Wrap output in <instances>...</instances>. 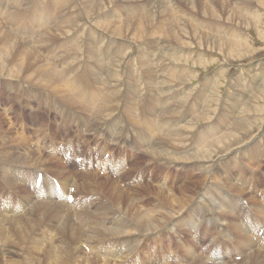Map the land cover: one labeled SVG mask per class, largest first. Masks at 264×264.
<instances>
[{"label": "bare ground", "instance_id": "bare-ground-1", "mask_svg": "<svg viewBox=\"0 0 264 264\" xmlns=\"http://www.w3.org/2000/svg\"><path fill=\"white\" fill-rule=\"evenodd\" d=\"M48 2L49 1H47V3ZM86 3L87 5L85 6V8L83 7V9H85V12H88V10L90 9H93V11H95V9H99L100 5L95 1L88 0ZM178 4L184 6L183 7L184 11H187L186 6L188 5L187 6L188 8H190L192 11H195L196 13H200L201 15L199 18H195L191 11V13L187 14L185 18L188 24L184 22L178 24L176 22L177 20L174 23H172L171 21V25L173 28L164 30L165 33H167V36L171 37V40L176 44L174 45L173 43L174 46L186 48L189 50L186 52L188 56L181 55L180 49H178L179 52H177L176 54L173 52L166 53L167 51L164 50V46L168 48H172L174 46L167 45V43H165L163 39L162 42L164 46H162L161 42H159V45L156 48L157 50L155 49L151 53L150 62L146 64L147 69L153 70L154 93L148 94V90L152 87V85L148 81L141 83V81L144 78V74L142 73L141 70H138L139 65L137 64V62L130 69V71L133 70L132 74L128 75L133 80V85L132 87L128 85V87L124 89L125 96L127 97V99L130 100V98L132 97V100L129 102L132 107V112L136 117L140 116V112H141L140 102L142 100V96L146 101H152L153 105L159 110V113L157 115L155 113L156 116L152 117L153 127L156 129V131H154L146 141V149H142V146L139 145L134 146V142L131 139H129L130 136H127L126 138L123 137L122 135L124 133L125 128L127 127L126 121H124V119L126 118L125 113L129 112L128 109L121 108L118 110L119 114L122 117L120 118V120H117L112 123L113 129L111 136L104 132L96 134L95 132H93V128L90 125L93 118L88 119L86 125L83 128L79 129L80 123L78 120V115L75 114L72 118L71 115L66 112L71 105H66V101H63L58 98L52 103L50 112H48V105L45 106V108H43L41 112H37V108H36L34 112H32L33 114H30L31 116L29 120L31 123L29 122V124H32L30 128L24 132L21 127H18L19 131H15V130L11 131L10 144L7 145L6 147L0 146V172H1L0 177H3L2 180L0 181V185L4 186L9 194V198L6 203L0 202V206H2V209L5 212L3 214V211H1L2 216H0V226L3 228L2 231H4L3 239L0 241V257L3 258L2 260L4 261L5 259L7 260V258L9 257L8 254H10L11 256L12 253H15V251L11 249L8 248L4 249L3 243H6L8 241L10 235H15L16 239L19 242H24L25 235H23L22 233L25 230H27L28 232L33 230H39V227L44 225L47 219L51 218V216L53 215L56 217V220L52 224L51 229L57 230V234L62 235L63 239L59 240L58 243L56 242L53 243L52 237L48 234L47 237L43 235L41 239L38 241V242L41 241V245H44L46 242L48 243L45 246V249L41 252L42 255L40 256H43V259L45 261H48L50 264H57L60 261L63 264H67L69 259H72L73 257L75 258L80 257L81 256V254L79 253L80 251H86L87 253L89 252L92 253L94 257H98L102 260L101 264H117V263L183 264L182 261H179L181 256L184 257L185 259L189 258L191 261L194 260L195 264H205L206 261H209L208 264H264V240L261 238L262 236L259 237V234H261L259 233L261 229L262 231L264 230V206L259 205L258 198L255 195L256 192L259 190L261 192L260 198L264 203V181L260 179L259 177L260 175H258L259 173L252 174V172L247 171L245 162L242 159L235 157H228L233 152L242 150L246 146V144H248L249 141H251V138L248 139V137L246 138L245 136L241 140H238V137L240 135H245V132H247L250 128V124L255 123V120L253 121H251L252 119L246 120V117L249 116L251 113L259 114L262 111H264V104L262 103L264 96H258V95L255 97L248 96L250 98H245L239 101L240 105L238 106V108H240L241 106V109H239L238 111L236 109L234 117H239V114L242 112L241 110L244 109L243 113L241 114V119L239 121L235 119L232 121L231 120L227 121L222 131L218 134V138L216 140L211 141V143L208 144L206 147L198 150L197 152L182 157L173 156L169 152V148L175 150L182 149L185 146L184 140L187 137V135L190 132H192L197 125L204 124L211 118L212 115L211 106L213 104L217 105L218 102L220 101V96L216 94V87L219 80L218 81L214 80L215 77L221 76L220 71L214 72L213 74L208 76L207 80L199 79L196 71H195L196 72L195 76L192 77L181 76L179 74L178 75L170 74L178 71L185 72L186 71L185 66H182L180 64H184L188 68H190V64L193 66L195 65L194 67L202 64L205 65L211 64V62L209 63L205 62L206 59L200 58L202 56L201 53L197 52L196 50H190L191 47L186 45V42L183 40V37L185 38L187 31H190L191 42L197 44V46L200 47L201 45H203L207 47V49L208 47L209 48L213 47V49L215 48L221 51L222 53L224 52L229 56L232 55L234 57H237V55H239L238 51H240L239 48L242 47V43H243L241 42L240 39L243 38L244 35H246L243 33V31H240L238 29L239 28L238 25L245 20L243 18H247L246 16L251 11L250 1L249 0H179ZM46 5L48 6V4ZM80 6L82 5H79V7ZM174 6L171 5L170 8L168 7L164 8L163 14H161V10H158L157 12L160 13V19L158 21H155V19L152 18L154 12L148 15H146L147 12L146 13L144 12L143 16L140 15V12L139 13L136 12L141 17L138 16L137 19L135 20L136 22L134 21L135 23L132 25H128V26L123 25L122 32H126L129 28H132L134 30V33L129 38H135V39L141 37H143L144 39L152 38L150 34H144L146 30L144 26L145 23H147L148 26H152L151 28L152 32L155 31L162 32L163 27L166 25V22L169 20L170 15H174L175 12L179 14H183V11L179 7L175 8ZM23 8L24 7H22L20 1L16 0L14 3V10L12 12L19 13L21 14V16H24L26 14H24L25 12L23 13ZM27 10H28L27 13L28 19L34 23H37L38 27H43L45 24H47L45 21L51 19L47 17L49 12L47 10H41V8L39 9V7L36 6V4L31 5L30 7H28ZM136 13H134L133 15H135ZM255 13L260 18L261 13L259 12H255ZM7 14L8 11L3 12V7H2L0 11V15L3 17V21L6 22L18 21L20 19V18L19 19L15 18L14 20H12L7 16ZM124 14H128V12H124ZM103 15L104 14H102V16ZM164 15H166V17H163ZM181 16L179 15V17ZM79 17L81 19L80 14ZM100 24L102 27H104V29L109 27V25L106 22ZM7 27L9 28V26ZM113 28H115V32L118 31V35H119V32H121L119 25L117 26L114 23ZM84 29L85 28H83V30ZM83 30L81 29V31ZM88 30H93V29L88 28ZM45 32H47V30ZM103 32L104 31H102V34ZM100 33L97 34L98 38L103 37L101 36ZM7 34L9 35V33ZM7 34L3 32L2 35H0V74L2 75L1 69L6 67V71L9 79L24 80L28 82V80L21 78V76L26 75L28 79L33 81L32 83L39 86H48L53 82L54 75L51 74L49 71V68L53 63L62 61V63L65 65L73 54L80 56L81 60H86L85 53L86 52L93 53L95 47L94 45L88 44L85 48H82L79 45L80 43L77 44L76 46H70L72 43V39L70 42H68L67 41L68 39H66L67 43L62 45V47L60 46L61 48L47 46L44 43L48 40V37L46 36L47 34L45 35L44 33L43 34L39 33V35L35 37L37 39L34 38L35 41L24 40L25 42H22V44L18 46H14V45H10L11 44L10 38L8 37ZM123 37H128V36L123 34ZM83 40L85 39L83 38ZM243 40L246 41L245 39ZM32 42L34 43V45L30 46L29 44ZM53 42L52 44H54ZM40 45H42L43 47H41ZM95 50L97 51L98 55L101 54V47H96ZM119 50L120 49L118 48V49H113L112 51L117 53ZM133 51H134V47L129 49L124 48V52H122L121 54H123L124 57H127L129 60V57L133 53ZM113 60L114 59L112 56L107 60V65H109V67L112 66ZM207 60L210 59L208 58ZM127 63L128 61L125 62V65H123L122 69L124 70L126 69ZM166 63L169 64L160 66L161 64L163 65ZM121 64L122 62L118 60L116 63L113 64L112 69H117L118 67L121 66ZM55 68L58 69V66L56 65ZM68 76H70V74ZM243 76L244 75L238 77L237 80L242 82L246 77ZM196 78L197 80L195 84L197 85V93L195 96H193L192 94L193 87L190 85V81ZM106 79L107 76H103L98 83L101 89L99 99H102L106 94L105 92ZM261 82L264 83V75L260 76V83ZM178 83H182L186 85L179 84L178 86H176L175 84ZM0 84H1L0 86L7 88L5 96L11 101L12 98L11 92L17 91L18 89H16L13 84L3 85L1 82ZM20 93H21V98L23 97L24 100L26 95H30V96L33 95L32 94L33 92L29 91L25 87L21 90ZM258 93L260 94L261 92ZM13 94H15V92H13ZM73 95H76L78 99L80 98L77 94L73 93ZM117 95H118L117 89H113L108 92V96L110 99H114ZM240 97H241L240 95H235L234 99L236 100ZM207 98L209 99L207 102V108L205 109ZM37 99H38L37 101H39L40 104H43L45 101L42 95L37 96ZM30 101L31 104H33L36 100L32 99ZM184 102H186L189 105H193V108H190L188 110V114H186L187 117H189L188 121L186 119L180 121L178 125L179 127H182L181 130L166 136L165 142L159 141L158 135H160L161 132L166 131V126H163L161 124L160 121L161 118L159 117L160 113H166L169 106L172 104H182ZM257 102H261V104L258 106ZM6 104L4 105L3 111L8 118L9 117L11 118L10 123H13L14 119L15 120L17 119V114L21 115V112L23 110L21 111L20 109L14 107L13 104L12 107L10 108L9 105L6 106ZM98 104H99L98 102H95V106ZM26 105L27 104H25V107L27 108ZM178 107H180V105H178ZM33 108L34 107H32L31 110ZM14 109L15 111H13ZM91 109L92 108L90 107L89 111L86 113L76 108V110L79 113L87 114V115L91 114ZM203 111L204 113H202ZM43 113L46 114V117L43 120V122L39 121L38 123L37 121L39 118L38 116ZM54 113H57L61 117V119L65 122L63 124V127L61 128V131L58 130L60 133H64V134L66 132L65 137L67 136L68 138L65 140L61 138L62 136H60V138L55 136V138L53 139L50 137L51 127L53 125H58V122L54 123L53 121L51 124H49L50 118L48 119V117L50 115H53ZM11 116H13L14 119H12ZM128 116L129 114L127 115V117ZM163 116L168 117L165 114H163ZM31 117H34V119L32 120ZM171 117L175 118L176 115L173 114L171 115ZM257 120H259V118ZM73 123H75L76 126L73 127L72 126ZM25 124L26 126H28V123ZM173 125H171L172 126L171 129L176 131L177 127ZM227 125L228 127H226ZM68 128L73 129V134H71L72 135L71 137H69V134L67 132ZM53 129H55L56 131V128ZM63 129H65V132H63ZM55 131H53V133ZM96 131L102 132L101 127H98ZM263 131H264V127L258 133V135H261ZM3 132L4 131L0 129V141L2 139H7L9 136V134H5L7 132L5 133ZM53 133L52 136H54ZM118 134L119 136L117 138L116 136ZM209 136H212V134L209 133ZM89 137H95V139H89ZM91 140L95 143L94 146L89 144ZM261 140L262 139L256 141L257 144L260 143ZM47 141L50 142V145L47 144ZM84 141L91 148L90 154L86 157H83L84 156L83 153H80V148H81L80 146ZM207 142L208 140L206 139V141L201 146H205ZM100 144L101 146L103 145V147H99L98 145ZM12 146L14 148L11 149ZM111 146H115L116 148L118 146L120 147V151L116 159L113 152L114 150H109L111 149ZM7 147L8 150L4 149ZM138 147L140 149L139 151L136 152L135 149ZM22 148H25L24 151H28V154L21 152ZM150 148H155V150H148ZM75 150H77V153L75 152ZM98 151L102 152L100 157L103 158L101 163L104 164L102 166H104L103 174L106 175L104 178L105 182L108 181V177L110 176V173L111 175H121V172L128 165L130 159L134 158L135 153L138 154L134 158V161L136 159V163L133 164L132 167L137 165L140 167V170L137 172L133 170L134 175L130 178L129 182L130 181L133 182L134 180L136 181L142 180L143 182V179L145 177L147 178V176H149V178H153L154 175L151 172H154L152 171L154 165L150 166L147 162L155 163L157 158H165L171 161H185V162H190L194 160L206 161L209 163V168H206L204 170V174L199 176L195 180L204 177L206 179V182H210V183H216V180L221 181L220 185L223 186V189L220 192L221 201L219 202V201L211 200L210 198L204 195V192H202L199 196H198L199 193L198 192L193 197L194 194L192 193L193 190H195V187L192 188V190L190 189L191 192H189V189L187 187H182V188L177 187L176 189L166 188L165 190H163L166 184V180H162L160 182L154 181L155 183H157L156 187L149 186L151 183L143 187L145 188L146 192L145 194H142L140 198H143L145 201L143 203L134 204V206H131L128 209V211H124L126 213L124 215H127L129 221H125L123 220L122 217H120L119 223L117 225H109V226H103V219H97L92 222H88L87 218L93 214L89 209H93L94 206H96V209H102V208L100 207L101 203L98 200H97V204L95 202H91L89 200L90 198L89 194H83V193H96L93 184L97 183V185H100L101 183L99 181H101V179L96 175H93L91 178L78 176L77 179H75L74 177L73 178L71 177L72 175H75L78 172L80 173L82 171H86L83 172L82 175H90L91 170H94L96 168H94L93 166V168L91 169V165H93V163L90 162L88 158L95 155L93 154L95 152L97 154ZM123 151H126L125 155L122 153ZM263 152L264 149L261 150L260 155ZM74 153H76L74 157L75 159H77L78 157L83 158L80 164L73 163L72 156L74 155ZM106 153H108L107 158L104 157ZM146 154L148 156V161H146V159L141 160L142 157ZM59 155L67 157L68 162L64 163L66 158H62ZM49 157H51L52 161L47 163L48 162L47 158ZM97 162H95V166H97ZM2 163H7V166L3 165ZM50 163H52L53 165L51 167H48L47 165H49ZM21 164H27V165H21ZM58 164L60 165L61 168L60 173L58 170ZM215 164H218L217 167L211 170V167ZM64 167L70 169L69 177L64 176L65 173V171L63 170ZM165 167L175 168V166L173 165H165ZM219 168H221V174H222L221 176L223 179H221L219 176L220 174H217L216 172L217 169ZM42 169L45 171L46 174L45 176L43 175L44 178L42 181L41 188L37 189L34 187V183L37 173H40ZM140 171L142 172L139 173ZM130 172L131 169L129 166L127 172L125 173L126 176L130 175ZM147 172H149L150 175H148ZM212 175L215 177L216 180L212 178ZM120 177L121 176H119L118 178ZM54 179L57 180V181L55 180L56 181L55 183H54ZM116 183L119 187V183L117 181ZM57 184L59 185V188L56 187ZM29 186H30L29 192L26 195H22L23 190L27 189ZM123 186H125V182ZM72 187L75 188L74 196L76 199L69 206V203H67L68 201L66 200V197L69 194L67 190H69ZM80 190L83 193H80L79 192ZM112 190L115 191L114 189ZM12 194L18 196V202L20 205L19 208L20 207L23 208L21 209V213L19 215H17L19 210H17V208H15L13 203L11 202L10 195ZM149 194H153L156 200L145 203L146 200L149 199L148 198ZM79 196L83 197L82 201H79ZM107 197L111 199L113 205L119 208V203L115 197L112 198L110 196ZM87 200L90 201L88 203L89 205H87L86 202ZM248 201L250 202V205L248 204ZM39 202H41L39 204L41 205V207H38L37 203ZM157 203L160 204V206H158L159 209H156L155 207ZM195 203H197L200 206V209L195 210L192 208L193 204ZM30 205H32L31 209H30ZM113 208L114 207L112 206H106L102 215L104 217H107L113 214L114 213ZM249 208H250L249 211L254 213L253 214L254 221L252 219V216L247 215L246 221L244 222L243 216L245 215L246 210H248ZM25 209H29L27 216H25L24 218L25 221L21 222L20 220L18 221L17 224H12V221L13 222L15 221L14 216L20 219V216L24 215L23 212ZM70 209H74V213L73 212L71 213ZM187 211H190V215L188 216H186L187 214H184ZM95 215L98 217L97 214ZM259 217H262L263 221H260ZM7 218L9 219L7 220ZM183 218H187V219L192 218V219L188 221H183ZM74 220L77 221L78 223L76 224ZM208 225L209 228H207ZM227 225H230L232 227L231 229L234 232L232 237H230L232 232H230L229 230L228 231L225 230V227ZM62 226L63 229L61 228ZM181 228L188 229L190 235H188L187 233H185L184 236L181 235L179 233V230ZM162 229H164L163 232H160ZM46 230L48 229H45L41 233L44 234ZM5 231H8L9 236L7 240L4 242V238L6 235ZM152 232H155L156 235L150 237V233ZM135 233L137 234V239L135 241L131 240V245L125 250L124 247H120V248H116L115 246H109L107 248L102 247L104 240H106L107 238L121 236V235H130ZM206 234L208 236L207 240L209 239V241H211L210 243L211 247H209L208 244L205 246L204 253H201L199 251L197 252L198 250L196 247L197 241H200L201 243V241H203L202 239ZM141 236H144L145 240L142 241L140 239ZM185 236L190 237L188 238L189 242L187 241V238ZM227 238L230 244L229 250H223V252H221V250L217 248L215 249L214 252L212 251V246L214 243L219 244L223 239H227ZM26 240L28 241V235L26 236ZM84 240H86L84 244L86 245L85 247H88V251L86 250V248L83 249L81 246L80 242ZM149 241L153 243V247L152 249L151 247H149L145 252L144 250L141 249V247L145 245V243H148ZM74 242H76V244H74ZM93 242H98V244H96L97 248H94V250L90 251L89 249L90 246L94 244ZM165 243L176 245V248H178L179 251L177 252L176 248L169 245H168L169 247H167L166 249ZM13 245L16 246L15 244ZM154 248H156L155 249L156 253L153 254V252H155ZM125 251H128L129 253L124 257L125 259L130 257L128 263L123 258V254ZM38 252H40V250ZM137 252L138 254L144 253L145 259L138 258ZM171 254H174V256H172L173 259L171 258ZM239 255H241V260L239 262H236L234 259H232V257ZM197 257H199L200 259L198 260ZM80 262H82V264H92V259L89 258L88 255H82L80 258ZM12 264H16L15 260L12 262Z\"/></svg>", "mask_w": 264, "mask_h": 264}, {"label": "rangeland", "instance_id": "rangeland-1", "mask_svg": "<svg viewBox=\"0 0 264 264\" xmlns=\"http://www.w3.org/2000/svg\"><path fill=\"white\" fill-rule=\"evenodd\" d=\"M15 1L16 0H0V11L3 7V12L8 11L7 16L9 18H11L12 20H14L15 18H18V19L20 18L18 21L6 22V21H3V17L0 15V26H1L0 27V35H2L3 32H5L6 34L9 33V35L8 34L7 35L10 38V43H11L10 45L18 46V45L22 44V42H25L28 40L29 41H31V40L35 41V39H37L35 37L37 35H39V33L40 34L44 33L45 35L47 34L46 36L48 37V40L44 43L47 46L61 48L62 45L66 44L67 41L70 42L72 39V43L70 46H76L77 44L80 43L79 45L82 48H85L88 44L94 45L95 47H94L93 53H89V52L85 53L86 60H81L80 56L73 54L72 57L69 59V61L65 65L62 63V61L53 63L49 68L50 73L54 75L53 76V82L51 84H49L48 86L36 85V84L32 83L33 81L28 79V77L26 75L21 76V78L28 80V82L24 81V80L9 79V77L7 75L6 67L1 69L2 75L0 74V82L3 85L13 84L15 86V88L18 90L11 92L12 98L10 101V99H8L5 96L7 88L0 86V103H1L0 104V107H1L0 108V113H1L0 114V123H1L0 129H2V131H4L3 133L7 132L5 134H9L7 139H2L0 141V146L6 147L7 145L10 144V142H11V133L10 132L11 131H14V130L19 131L18 127H21L23 132H24L30 128V126L32 125V124H29V122H30L29 118L31 116L30 114H33L32 112H34V110L36 108H37V112H41L43 110V108H45V106L48 105V112H50L52 103L58 98V99H61L63 101H66V105H71L70 108L66 112L69 113L72 118L75 114L78 115V120L80 123L79 129L83 128L86 125L88 119L93 118L90 125L93 128V132H95L96 134L104 132V133L111 136L112 135V129H113L112 123L117 121V120H120V118L122 117L119 114L118 110L121 108L128 109L129 112L125 113L126 118L124 119V121H126L127 127L125 128L124 133L122 135H123V137H126V138H127V136H130L129 139H131L134 142V146L139 145V146H142V149H146V141L148 140L150 135L154 131H156V129L153 127L152 117L156 116L159 113V110L153 105L152 101H146L144 99V97L142 96V100L140 102L141 103L140 104V111H141L140 116L136 117L133 114L132 107H131V104L129 102L132 100V97L130 98V100H128L127 97L125 96V92H124V89L127 88L128 85H130V87H132V85H133V80L128 75L132 74L133 70L130 71V69L137 62V64L139 65L138 70H141L142 73L144 74V78L141 81V83L148 81L152 85V87L148 90V94L154 93L153 70L147 69L146 64L148 62H150L151 53L153 50H155L158 47L159 42H161V45L164 46L163 42H162L163 39H164L165 43H167V45H173L174 42L171 40V37L167 36V33H165L164 30L173 28L171 25V21H172V23H174L177 20L176 22L178 24L181 22L187 23V20L185 19L186 15L190 14L192 11L190 8L187 7L188 5L186 6L187 11H184V8H183L184 6L178 4L179 0H159V1L158 0H125V1L124 0H122V1L121 0H92V1L97 2L100 5L99 9H95V11H93V9H90V10H88V12H85V9H83V7L85 8V6L87 5L86 2L88 0H83V1L82 0H78V1L74 0V2H73V0H56L57 2L55 0H18V1H20V4L22 5V7H24L23 13L25 12L24 14H26L24 16H21V14H19V13H13L12 12L14 10ZM47 1H49L50 3L49 2L47 3ZM160 1H162V2H160ZM249 1H250V10L251 11L246 16L247 18H243V19H245L243 22H241L240 24L238 23L239 24L238 29L240 31H243L244 34H246L240 40H241V42H243V43L245 42L246 44L242 43V47L239 48L240 51H238L239 55H237V57H234L232 55L229 56V55L225 54L224 52L222 53L221 51H219L215 48H214L215 49L214 50L213 47H210V48L208 47V49H207V47H205L203 45H201L200 47L197 46V44L191 42L190 31H187L185 38L183 37V40L186 42V45L191 47L190 50H196L197 52L202 54V56L200 58L206 59L205 62H207V63L211 62L210 65L209 64L208 65L202 64V65H199L196 67H194L195 65L193 66L190 64L191 68L197 72L199 79L207 80V77L210 76L211 74H213L214 72H217V71L221 72V76L214 78V80H216V81L219 80L217 87H216V94L220 96V101L218 102L217 105L213 104L211 106V110H212L211 118L206 123L197 125L196 128L187 135V137L184 140L185 146L182 149L175 150V149L169 148V152L173 156H176V157L186 156V155L192 154V153L197 152L198 150L206 147L208 144L211 143V141L216 140L218 138V134L222 131V129H223L224 125L227 123V121H229V120L232 121L234 119L239 121L241 119V114L243 113L244 109L241 110L242 112L239 114V117H234L236 109H237V111L239 109H241V106H240V108H238V106L240 105L239 101H241L242 99H245V98H250L251 96H254V97L257 95L258 96H264V86H263L264 83H262V82L260 83V76L264 75V0H249ZM30 3H32V4H30ZM56 3L58 6L56 5ZM34 4H36V6H38L39 9L41 8V10H47L49 12L47 17H49L51 19L46 20L45 22L47 24H45L43 27H38L37 23L32 22L27 17L28 7H30L31 5H34ZM46 4H48V6ZM52 5L54 6V9H53ZM79 5H82V6H80L81 8L79 7ZM171 5H173V6L175 5L174 6L175 8L179 7L183 11V14H179L177 12H175L174 15L169 14L170 15L169 20L166 22V25L164 26L165 28L163 27L162 32H156V31L152 32L151 31L152 26H148L147 23H145L144 26H145L146 30H145L144 34H150V36L152 38H149V39H144L143 37L136 38V39L135 38H129L134 33V30L132 28H129L126 32H122L123 25L128 26V25L134 24L136 22L135 20L137 19V17L143 16L144 12L145 13L147 12L146 15L154 12L152 18H154L155 21H158L160 19V13L157 11L161 10V14H163V9L167 8V7L170 8ZM158 8H160V9H158ZM138 9H141V10H138ZM55 11H56V13H55ZM80 11L82 14L80 13ZM124 12H128V14H124ZM136 12H138V13L140 12L141 16ZM255 12L261 13L260 18L258 17V15H256ZM134 13H136V14L133 15ZM1 14H2V12H1ZM79 14L81 16V19L79 17ZM102 14H104V15L102 16ZM155 14H156V16H155ZM192 14L194 15L195 18H199L201 16L200 13H196L195 11H192ZM74 15H76V16H74ZM77 15H78V18H77ZM179 15L180 16L182 15V16L179 17ZM63 16H64V18H63ZM89 16H90V18H89ZM163 17H166V15H164ZM91 18H92V20H91ZM180 18H182V19H180ZM86 20H88V21H86ZM103 22H106L109 25V27L104 29V27H102L100 24ZM117 22H118V24H117ZM114 23L117 26L119 25V28L121 31V32H119V35H118V31L116 30L117 32H115V28H113ZM7 26H9V28ZM36 26H37V28H36ZM50 26H51V28H50ZM58 26H59V28H58ZM233 27H235V26H233ZM80 28L82 30H83V28H85V29L83 31H81ZM88 28L89 29L92 28L93 30H88ZM46 30H47V32H45ZM29 31H31L32 33ZM100 31H101V33H100ZM102 31H104L103 34H102ZM112 31H113V33H112ZM10 32H12V33H10ZM35 33H36V35H35ZM98 33H100L101 36H103V37L98 38V35H97ZM159 33H161V34H159ZM100 34H99V36H100ZM112 34H113V36H112ZM123 34L127 35L128 37H123ZM27 35L29 38L27 37ZM50 35H51V38H50ZM12 37H13V40H12ZM83 38L85 40H83ZM96 38L100 39V40H97ZM66 39H68V40L66 41ZM86 39H88L89 41ZM243 39H245L246 41H244ZM53 40H54V42H53ZM90 40H92V41H90ZM52 42L54 44H52ZM85 42H88V43H85ZM96 42H98V43H96ZM72 44H74V45H72ZM29 45L33 46L34 43L32 42ZM52 45H54V46H52ZM174 45H176V44L174 43ZM40 46L43 47L42 45H40ZM246 46L249 48H247ZM96 47H101V54L98 55L97 51L95 50ZM133 47H134V51L130 55L129 60H128V58L124 57V55L121 53L124 52V48L129 49V48H133ZM196 47H199L200 49L196 48ZM118 48L120 50L117 53L112 51L113 49H118ZM242 48H244V49H242ZM178 49H180L181 55L188 56L186 54V52L189 50L186 48H181V47H177V46H174L172 48H168V47L164 46V50L167 51L166 53L173 52L176 54L177 52H179ZM246 49L248 52L246 51ZM111 56L114 59L112 61L113 64L116 63L118 60L122 62L121 66L118 67L117 69H112L113 64L111 67H109V65H107V60ZM208 58L210 60H207ZM126 61H128V63L126 65V69L124 70L122 68H123V65H125ZM168 64L169 63L163 64V65L161 64L160 66H164V65H168ZM56 65L58 66V69L55 68ZM244 73L247 75H245ZM69 74H70V76H68ZM242 75H244L246 77L244 78V80L242 82H240L237 80V78L242 76ZM103 76H107L106 87H105L106 94L104 95V97L102 99H99L101 89H100L98 83ZM25 77H27V78H25ZM248 78H249V81H248ZM196 80H197V78L192 79L190 81V85L193 87V90H192L193 96H195L197 93V85L195 84ZM24 87L27 88L29 91L33 92L32 96L26 95L25 100L23 97L21 98V93H20ZM113 89H117L118 95L114 99H110L108 96V92L113 90ZM13 92H15V94H13ZM258 92H261V93L259 94ZM73 93L77 94L80 98L78 99L76 97V95H73ZM207 93H208V91H207ZM39 95H42V97L45 99L43 104H40L39 101H37L38 100L37 96H39ZM235 95H240L241 97L235 100L234 99ZM248 96H250V97H248ZM32 99L36 100L33 104H31V101H30ZM208 99L209 98H207L205 109L207 108ZM2 101L5 104L7 103L6 106L9 105L10 108L12 107V104H13L14 107L20 109L21 111L23 110L21 112V115L17 114L16 120L14 119L13 116H11L12 119H14L13 123H10L11 118L10 117L8 118L4 113L3 110H4L5 104ZM258 101H260V100H258ZM95 102H98L99 104L95 106ZM262 103L264 104V99L262 100ZM25 104H27L26 105L27 108L25 107ZM260 104H261V102H257L258 106ZM178 105H180V107H178ZM242 106H244V105H242ZM32 107H34V108L31 110ZM90 107L92 108L91 114H88V115L87 114H81L76 110V108H78L82 112L87 113L89 111ZM190 108H193V105H189L186 102H184L182 104H172L169 106L166 113H160V115H159V117L161 118L160 121H161V124L163 126H166V131L161 132L160 135H158L159 141L165 142L166 136L171 135L174 132H177V131L182 129V127H179L178 123L180 121L185 120V119L188 121L189 117H187L186 114H188V110ZM205 109H204V111H205ZM13 111H15V109ZM204 111L202 113H204ZM262 112L259 114L251 113L249 116L246 117V120L252 119L251 121L255 120V123H251L249 130L247 132H245V135H240L238 137V140L243 139L245 136L246 138L248 137V139L251 138V141H249V143L246 144V146L242 150H238L236 152H233L228 157H235V158L242 159L245 162V166H246L247 171L252 172V174L253 173L254 174L259 173L258 175H260L259 176L260 179L262 181H264V166H263L264 165V152L260 155L261 150L264 149V131L261 133V135H258V133L264 127L263 126L264 125V120H263L264 119L263 118L264 117V111H262ZM155 113H156V115H155ZM128 114H129V116L127 117ZM163 114H165L169 118L163 116ZM173 114L176 115L175 118L171 117V115H173ZM14 116H15V114H14ZM38 117H39L37 120L38 123H39V121L43 122V120L46 117V114L43 113V114L39 115ZM49 118H50L49 124H51L53 121L54 123L58 122V125H59V126L53 125L51 127L50 137L53 139V138H55V136H57L58 138H60V136H62L61 137L62 139H64V140L67 139L68 137L67 136L65 137V134H66L65 129H63V132H65V134L60 133L58 131V130L61 131V128L63 127V124L65 123L61 119V117L57 113H54L53 115H50L48 117V119ZM258 118H259V120H257ZM260 118H263V119H260ZM31 119L33 120L34 117H31ZM25 123H28V126H26ZM171 125L177 127L176 131L171 129V127H172ZM65 126H67V125H65ZM72 126L73 127L76 126L75 123H73ZM98 127H101L102 132L96 131V129H98ZM226 127H228V125ZM53 128H56V131ZM53 131H55V132L53 133ZM67 132L69 134V137H71L72 136L71 134H73V129L68 128ZM52 133L54 136H52ZM209 133H211L212 136H209ZM58 134H59V136H58ZM118 136H119V134L116 137L118 138ZM89 139H95V137H89ZM206 139L208 140L207 144L205 146H201L206 141ZM260 139H262L261 142L257 144L256 141H258ZM47 144L50 145V142L47 141ZM89 144L94 146L95 143L91 140L89 142ZM243 145H245V144H243ZM98 146L103 147V145L101 146V144ZM15 147H17V146H15ZM80 147H81L80 149H82V152L88 156V154H89L88 151L91 149L89 147V145L84 141ZM12 148H14V147L12 146L11 149ZM4 149L8 150V147L4 148ZM24 149L25 148H22L21 152L28 154V151H24ZM139 149H140L139 147L136 148L135 149L136 152L139 151ZM109 150H114L113 152H114V156L116 159V157L119 154L120 147L118 146L116 148L115 146H111V149H109ZM148 150H155V148H150ZM75 152L77 153V150H75ZM82 152H80V153H82ZM76 153H74V155L72 156V158H73L72 161L74 164L75 163L80 164L81 163L80 157H78L77 159L74 158ZM93 154H95V155L91 156L93 158H91V157L88 158V160L93 163V165H91V169L93 168V166L95 168V162L98 161L102 152L98 151L97 154H96V152ZM137 154L138 153L134 154V158H135V156H137ZM26 156H29V155H26ZM59 156L62 158H66L64 163L68 162L67 157H64L61 155H59ZM134 158L130 159V161L128 162V165H127V169H123V171L121 172V175H111V173H110V176L108 177L107 182L104 181V178L106 175L103 174L104 170H102V169H97V168L94 170L90 169L91 170L90 175H82L83 172H86V171H82L80 173L78 172L77 174L72 175L71 178L74 177L75 179H77L78 176L91 178L93 175H96L101 179V181H99L101 183L100 185H97V183L93 184V187H95L96 193H83L81 190L79 191L80 193H83V194H89V196H90L89 200L91 202H95L97 204V200H98L101 203L100 207L102 209H96V206H94L93 209H89L93 214L87 218L88 222H92V221L97 220V219H103V226H109V225H117L119 223L120 217H122L123 220H125V221H129V218L127 217V215H124V214H126L124 211H128V209L131 206H134V204L143 203L145 200L143 198H140V196L142 194H145V192H146L145 188H143V187L145 185L150 184V183L151 184L149 186L156 187L157 183H155L154 181L160 182L162 180H166V184H165V187L163 188V190H165L166 188H169V189L175 188L176 189L177 187H181V188L187 187L189 189V192H191L192 188L195 187V190H193V193H192V194H194L193 197L198 192H199L198 196L202 192H204V195L206 197L210 198L211 200L219 201V202L221 201L220 192L223 189V186L220 185L221 181H217L213 175H212V178H214L216 180V183L206 182V179L204 177H201V179L199 178L198 180H195L196 178H198L199 176L204 174V170L206 168H209V163L206 161L194 160V161H190V162H185V161H171V160H168L165 158H157L155 163L147 162L150 166L154 165V168L152 170L154 172H151L154 175L153 178H149V176H147V178L145 177L143 179V182H142V180H140V181L134 180L133 182L132 181L129 182L130 178L134 175L133 170L135 172L140 170V167L137 165L132 167V165L136 163V159L134 161ZM47 159H48L47 163L52 161L51 157H49ZM143 159H146V161H148L147 154L144 155L141 160H143ZM47 163H44V164H47ZM2 164L7 166V163H2ZM16 164H19V163H16ZM21 165H27V164H21ZM52 165L53 164L50 163L47 166L51 167ZM165 165H173V166H175V168H171V167L166 168ZM217 165L218 164L213 165L211 167V170L213 168L217 167ZM129 166H130L131 172H130V175L126 176L125 173L127 172ZM226 166H228V165H226ZM257 166H258V168H257ZM60 169H61L60 165L58 164L59 173H60ZM63 170L65 171L64 176L69 177L70 176V174H69L70 169L67 167L66 168L64 167ZM141 172L142 171H140L139 173H141ZM216 172H217V174H220L219 175L220 178L223 179L221 176L222 175L221 174V168L217 169ZM42 173L45 175V171L43 169H42ZM147 174L150 175L149 172H147ZM0 176H1V172H0ZM119 176H121V177L118 178ZM2 178L3 177H0V181L2 180ZM116 181L119 183V187H118ZM124 182H125V186H123ZM29 188H30V186L27 189H24L22 192V195H26L29 192ZM112 189H114L115 191H113ZM67 192H69V190H67ZM187 192H188V190H187ZM72 193L74 195V191ZM255 195L258 198L259 205L264 206V203H263L262 199L260 198L261 192L258 190ZM92 196H94V197H92ZM107 196H110L111 198L115 197L119 203V208H117L115 205H113L111 199ZM10 197H11V202L13 203L14 207L17 208V210H19V212L17 213V215H19L21 213V209H23V208H21V207L19 208L20 205L18 202V196L12 194V195H10ZM8 198H9V194L7 192V189L4 186L0 185V202L6 203L8 201ZM74 198H75V196H74ZM148 198L149 199L146 200L145 203H147L149 201H155L156 200L155 197L153 196V194H149ZM82 200H83V197L79 196V201H82ZM89 200L86 201L87 205H89L88 204L90 202ZM40 203L41 202L37 203L38 207H41V205H39ZM248 204L250 205L249 201H248ZM70 205L71 204H69V206ZM106 206L114 207L113 208L114 213L107 216V217H104L102 215V213L104 212V209ZM158 206H160L159 203H157L155 205L156 209H159ZM0 208H1L0 209V216H2L1 211H3V214L5 212L2 209V206H0ZM31 208H32V205H30V209ZM192 208L196 210V209H200V206L197 203H195V204H193ZM140 209H142V208H140ZM190 210H192V209H190ZM249 210H250V208L248 210H246L244 216H246V215L253 216L254 213L249 211ZM28 212H29V209H25L23 212L24 215L20 216V219L18 217L14 216V218H15L14 222L15 223L12 221V224H17L18 221H20V220H21V222H24L25 221L24 218H25V216H27ZM64 212H66V211H64ZM70 212L74 213V209H70ZM8 213H7V215H8ZM95 214H97L98 217ZM184 214H187L186 216H188V215H190V211H187ZM8 219L9 218H7V220ZM190 219H192V218H189V219L183 218V221H188ZM55 220H56V217L52 215L51 218L47 219V221L44 223V225L39 227V230L30 231L31 233L28 232L27 230H25L22 233L23 235H25L24 242H19L16 239L15 235H10L8 241L6 243H3L4 249H6V248L11 249V250L15 251V253H12L11 256H10V254H8L9 257L7 258V260L5 259V261L2 260L3 259L2 257H0V264H12V262L14 260H15L16 264H36V263L37 264H44V263L50 264L48 261H45L43 259V256H40V255H42L41 252L45 249V246L48 243L46 242L44 245H41V241L40 242H38V241L41 239V237L43 235L47 237L48 234L52 237L53 243H55V242L58 243L59 240L63 239L62 235L57 234V230L51 229V226L55 222ZM259 220L263 221L262 217H259ZM75 223L77 224L78 222L75 221ZM6 225H8V224H6ZM61 228L63 229V226ZM207 228H209V225ZM231 228L232 227L230 225H227L225 227V230L226 231L229 230L232 233H234ZM2 229L3 228L0 226V241L3 239L4 231H2ZM45 229H48V230H46L44 234L41 233ZM51 230H52V232H51ZM163 230L164 229H162L160 232H163ZM5 232H6V235L4 238V242L7 240L8 236H9L8 231H5ZM261 232H262V229L259 233H261ZM179 233L183 236L185 233L190 235V233L188 232V229H185V228H181L179 230ZM27 235H28V241L26 240ZM155 235H156L155 232L150 233V237L155 236ZM185 237L187 238V241L189 242L188 238H190V237H187V236H185ZM207 237L208 236L206 234L204 236V238L202 239L203 241H201V243H200V241H197V246H196L198 249V250L196 249L197 252L199 251L201 253H204L205 246L208 244H209L208 246L211 247V245H210L211 241H209V239L207 240ZM259 237H261L264 240V236L262 234H259ZM136 239H137L136 233L130 234V235H121V236L111 237V238H107L106 240H104L102 247H104V248H107L109 246H115L116 248L124 247V250H125L126 248H128L131 245V240L135 241ZM140 239L143 241V240H145V237L141 236ZM25 241H26V243H25ZM85 242H86V240L81 241L80 243H81L82 248L83 249L86 248V250L88 251V247H85L86 246L84 244ZM93 243L94 244L92 246H90V249H89L90 251L94 250V248H97L96 244H98V242H93ZM13 244H15L16 246H14ZM74 244H76V242H74ZM168 245L176 248V245L166 244L165 245L166 249H167V247H169ZM149 247H151V249L153 247V243L151 241H149L148 243H145V245H143L141 247V249L146 252ZM155 249L156 248H154L155 252H153V254L156 253ZM36 250H38V251L40 250V252H38ZM176 250H177V252L179 251L178 248H176ZM79 253L81 254V256L82 255H88L89 258L92 259V264H101L102 263V260L100 258L94 257L93 254L90 252L87 253L86 251H80ZM201 253H199V254H201ZM128 254H129L128 251H125L123 254V258ZM144 255H145L144 253L138 254V252H137L138 258L145 259ZM81 256L77 257V258L73 257L72 259H69L67 264H82V262H80ZM172 256H174V254H171V258L173 259ZM181 257H180L179 261H182L183 264H188V263L189 264H195L194 260L191 261L189 258L185 259L184 257H182V258ZM240 257H241V255L232 257V259H234L236 262H239L241 260ZM19 259H20V261H19ZM197 259L199 260L200 258L197 257ZM124 260L128 263L130 260V257L126 258V259L124 258ZM175 262H178V261H175ZM208 263H209V261H206L205 264H208ZM57 264H63V263L60 261ZM117 264H120V263H117ZM172 264H174V263H172Z\"/></svg>", "mask_w": 264, "mask_h": 264}, {"label": "crops", "instance_id": "crops-1", "mask_svg": "<svg viewBox=\"0 0 264 264\" xmlns=\"http://www.w3.org/2000/svg\"><path fill=\"white\" fill-rule=\"evenodd\" d=\"M182 66H185V69L186 71L185 72H181V71H178V72H173V73H170V74H173V75H181V76H189V77H192V76H195L196 72L195 70H193L190 66V68H188L186 65L184 64H180ZM188 65V64H187ZM194 72V73H193ZM179 84L181 85H186V84H182V83H178V84H175L176 86H178Z\"/></svg>", "mask_w": 264, "mask_h": 264}]
</instances>
